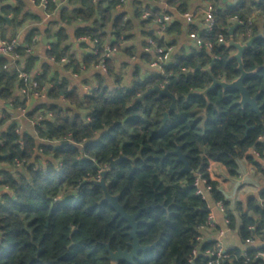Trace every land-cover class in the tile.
I'll return each instance as SVG.
<instances>
[{
    "label": "trees",
    "instance_id": "trees-1",
    "mask_svg": "<svg viewBox=\"0 0 264 264\" xmlns=\"http://www.w3.org/2000/svg\"><path fill=\"white\" fill-rule=\"evenodd\" d=\"M207 1L214 18L210 31L184 20L188 35H197L203 45L163 65V75L136 79L128 88L109 89L97 76V88L80 96L76 89L68 90L66 79H47L48 64L35 73L37 58L26 48L39 35L36 28L25 35V47L14 50L18 61H23L20 68L9 69L7 59L0 58V109L4 114L0 118V264H188L194 248L201 251L194 263H205L203 250L212 247L213 241L203 237L199 227L211 213L207 199L195 194L192 184L197 173L208 180L206 167L213 161L235 175L236 160L241 158L264 172L260 165L264 159V0H233L231 5ZM190 2L165 0L166 7L160 11L137 0L134 19H125L121 13L114 14L121 0H69L71 8L61 9L47 0L46 14L59 27L45 31L54 39L46 56L55 61L67 57L65 68L77 71L79 63L68 54L66 31L75 22L88 24L75 30V38L95 42L83 66H97L103 60L110 75L111 62L102 56L109 27L114 40L108 45L116 50L118 43L133 36L134 20L148 24L168 15L174 20L165 25V34L178 36L183 27L178 16L189 13ZM171 11L178 16L173 17ZM144 13L148 17L142 18ZM26 20L39 22L41 18L27 13L25 0H0V39L14 37ZM234 22H239L233 35L236 42L255 37L241 61L245 72L255 71L243 84L251 97L257 95L260 118L249 106L239 104L237 91L216 86L205 96L191 95L207 88L212 78L230 83L239 77L237 61L230 58L234 50L221 45L228 40L227 29ZM150 39L159 46L174 45V41L166 44L164 39ZM205 44L211 47L207 49ZM212 61L211 75L195 70ZM21 71L31 76L35 89L47 87L48 101L27 113L29 118L35 115V121L39 115L43 120L28 133H16L18 124L9 120L18 107H25L26 97L19 93L24 83L17 77ZM155 85H167L175 97V109L168 112L171 100L155 93L138 100ZM8 103L12 113L6 110ZM177 149L186 157L188 172L173 154ZM120 155L124 160L110 168V159ZM102 171L106 192L117 198L123 210L129 215L141 210L136 237L140 246L150 249L139 252L132 263L108 258L109 251L129 250L131 240L127 223L104 200L99 185ZM208 185L210 200L223 202L216 184L208 181ZM236 209L241 219V245L250 237L260 239L264 234V189L246 200L244 211L240 203ZM225 214L227 228L233 229L234 217L228 211ZM251 226L253 230L248 229ZM218 229L214 226L210 232ZM243 250L251 257L245 264H264L254 257L256 252H264L263 247L245 246L231 248V262L227 259L222 264L243 263Z\"/></svg>",
    "mask_w": 264,
    "mask_h": 264
},
{
    "label": "crops",
    "instance_id": "crops-1",
    "mask_svg": "<svg viewBox=\"0 0 264 264\" xmlns=\"http://www.w3.org/2000/svg\"><path fill=\"white\" fill-rule=\"evenodd\" d=\"M137 0H125L121 5H117L114 14L121 13L125 15V19H134V10L137 6ZM27 4V13L31 15H36L41 18L39 22L26 20L18 29H16V35L19 39L20 46L25 47L23 39L30 29L36 28L39 35L35 36L37 42H35L30 51L37 60L35 61V73L41 72L42 65L48 64L50 71L47 74V79H53L58 76V78H64L68 81V90L76 89L80 96L87 95L88 92L97 88L98 81L97 76L102 77V85L109 89H116L119 87H131L133 82L137 79L143 81L146 78L157 75V71L149 67V63L154 58V53L152 50H148V40L153 36L156 39H164L166 44L174 41L172 45V53L168 57V63H171L175 58L188 55L191 49H197L193 41L189 38L186 23L184 22L183 16H178L174 11H171L173 17L183 21L182 32L178 36L173 34H165V31L155 22L151 21L148 24H142L140 21L134 20V31L130 34L133 35L130 39L124 40L118 43L117 50L114 48L112 54L108 59L112 65V72L108 75V71H101L96 66H83L84 58L90 54L94 48L95 42L88 37L75 38V30L77 28L87 26L88 24H83L80 22H75L73 26L67 28V40L66 45L68 46V54L72 55L73 58L79 63L77 71H73L70 68H65V65L69 63V59L64 58L66 61L61 63L60 61H55L54 58H47L46 50L49 49L50 44L54 42L53 37H47L45 33L47 27L50 32H54L59 27L58 25H52V21H56L46 14V10H43L38 4L32 3V0H25ZM68 2V1H67ZM63 3L58 6L61 8H71L68 3ZM220 4L231 5L234 3L233 0H220ZM142 5L149 6L150 9L166 7L165 0L160 2H155L151 0H142ZM209 7L207 0H191L188 8V12L193 15L192 24L199 30L204 29L203 24V11ZM57 16L55 13L54 18ZM174 19H171L172 22ZM257 25L261 27V20L256 21ZM51 23V24H50ZM10 27V21L8 23ZM91 27V26H90ZM107 41L106 45L109 47V43L113 42L114 37L111 35V27L107 29ZM13 32H10L12 34ZM261 33L258 34L260 36ZM46 37L47 43L43 44L42 38ZM108 42V43H107ZM109 44V45H108ZM126 49L131 52L128 54ZM234 53V52H233ZM7 59V65L9 69L20 68L19 66L23 64L22 60H17L18 65L15 64V60L11 56H5ZM63 59V58H61ZM32 75V74H31ZM31 78V76H30ZM47 98L37 100L35 97H29L25 101V111L23 115L15 110L12 113L13 121L21 126V131L28 133L32 131L35 127V121L32 119L34 116L29 118L27 113L34 108L35 105L41 102H47ZM252 154V151H250ZM260 165L264 171V159L260 160ZM206 174L208 181L214 182L216 184V189L223 196L222 210L212 202L209 198L208 192H205L208 206L210 208V213L213 217L215 226L218 228H227L225 224L226 211H228L234 217V228H228V231L223 237V242L226 248L239 247L244 249L245 245H241L239 241L238 231L241 226L240 215L236 209L237 204H241L245 207L246 200L250 197L256 196L261 190L264 189V172L260 173L254 169L253 166L248 164L245 159L236 160V170L235 175H230L226 168L218 163L209 161L206 167ZM213 233L205 232L204 236L213 240ZM260 244L256 243V248Z\"/></svg>",
    "mask_w": 264,
    "mask_h": 264
},
{
    "label": "built area",
    "instance_id": "built-area-1",
    "mask_svg": "<svg viewBox=\"0 0 264 264\" xmlns=\"http://www.w3.org/2000/svg\"><path fill=\"white\" fill-rule=\"evenodd\" d=\"M67 1H69V0H52V2L56 6H59L63 3H66ZM124 1L125 0H121L122 3ZM32 3H35V0H32ZM38 5L43 10H45L46 5H47V0H39ZM146 17H148V14L144 13L142 18H146ZM183 17L187 23L192 22L193 17L191 14L185 13V14H183ZM170 20H171L170 16L162 14L159 19L155 20V22L161 27V29L164 30L165 25L168 22H170ZM251 20L252 19H249L248 23H250ZM234 23L238 24L239 22H234ZM203 24H204V28L206 31H210L214 26V18L212 16L210 7H208L207 9H205L203 11ZM188 36L193 41V43L195 44V47L197 49H199L203 45L200 42V40L198 39L197 35L190 33ZM32 41H33V43L37 42V38L34 37ZM148 45H149V47L147 49L152 50L154 55H155L154 58L152 59V61L149 63V67L155 69L157 71V75H163V65L167 64L168 57L172 53L173 47L172 46H159L156 43V41H154L153 39L148 40ZM19 46H20V42H19V39L17 36H14L12 38L0 39V58L5 57V56H11L13 60L17 61L19 59V56L14 52V50H15V48H17ZM205 46L207 47V49H209L211 47L210 44H205ZM26 51L29 52L30 48H26ZM112 52H113V48L106 46L102 56L104 58H108V57H110ZM65 61L66 60L64 58L60 60L61 63H64ZM96 67H98L101 71L106 72V67H105L103 60ZM17 77H18L19 81H22L24 83V86H20L19 93L21 95L25 96L26 97L25 99H27L29 97H35L37 100L45 99V97H46L45 92H47V87H43L40 90L35 89V84L31 81L30 76H28L26 73H24L22 71L18 73ZM90 92H88L87 95L90 94ZM11 108H12V104L8 103L6 110L8 112H10L9 109H11ZM16 110L19 111L22 115H23V112L25 111V109L21 108V107H18ZM10 113H12V112H10ZM1 117H4V114L2 113V110L0 109V118ZM10 119L11 120L13 119L12 115L9 118V120ZM36 120L41 121V120H43V117L39 115V116H37ZM37 121H35V124L37 123ZM14 131L16 133H20L21 132V126L17 125V127L15 128ZM251 151H252V154H256L255 151H253V150H251ZM15 165L18 166L19 164L17 162H15ZM192 185L195 188V194L197 196H199L201 199L206 201L207 198H206L205 192H208L209 189L211 188L208 185V180L206 178H204L201 173H197ZM215 203L221 210L223 209L221 201H217ZM225 224H226V226L228 225L227 219L225 220ZM214 226H215V224L213 221V217L210 214L208 216L205 224H203L199 227V230L202 231L203 237H204V233L205 232L210 233V231L213 230ZM248 229L253 230L254 228H253V226H251V227H248ZM227 231H228V228H219L218 230H216L213 233L214 238L212 240L213 241L212 247H207L206 249L203 250V253H202L203 256L206 258L204 264H222L227 259L230 260L231 255L229 254V251L231 248H226L224 245V242H223V237L225 236V233ZM197 240L202 241V237H199ZM209 240H211V239L209 238ZM257 242L260 244L258 247L264 248V234L260 239H255L254 237H250V238L246 239L245 240V247L256 248ZM199 252H201L199 250V248H194L192 250V257L188 260V264H195L194 259L197 257ZM240 257L243 260V263H239V264H245V263L249 262L251 259V257L247 255L246 250L242 251ZM254 257L264 260V252H262V251L256 252ZM230 262H231V260H230Z\"/></svg>",
    "mask_w": 264,
    "mask_h": 264
},
{
    "label": "water",
    "instance_id": "water-1",
    "mask_svg": "<svg viewBox=\"0 0 264 264\" xmlns=\"http://www.w3.org/2000/svg\"><path fill=\"white\" fill-rule=\"evenodd\" d=\"M7 23H9V19L6 18ZM238 24L237 23H233L232 25H230L227 29V35H228V40L225 42H221V45L226 46L227 48H231L234 50V53L231 55L230 58L235 59L237 61V68L240 72V75L238 78H236L235 80H233L230 83H227L225 81H217L214 78H212V82L211 84L205 88L203 91L198 92V93H192V96H197V95H202L205 96L210 90H212L214 87L216 86H220L223 90H233V91H237L239 96H240V100H239V104L242 107L245 106H249L257 115V117H261L260 116V112H259V107L257 105V95L251 97L247 91V88L244 86L243 82L244 80L253 75L255 73V71H251V72H245L243 70V66H242V61H241V57L243 55V52L251 46V44L253 43L255 37H251L247 42L245 43H241V42H236L234 40V31L237 28ZM42 42L43 44L47 43V39L44 36L42 38ZM213 65V61L211 62V64L206 67V68H201L200 66H197V68L195 70H200L203 73H207L208 75H211V67ZM155 93L157 96H166L171 100V104L169 106L168 112L172 111L173 109H175V97L169 93L167 85H164L163 87H160L158 85H155L154 87L148 88L140 97L138 100L142 101L146 96ZM167 119V113H164L163 115V121H165ZM175 156H177V160L179 162H181L184 165L183 170L184 171H189V167L187 165L186 162V157L185 155L181 154V152L179 151V149H177L174 153ZM121 160H124V157L122 155H120L117 159L112 160L110 159L109 161V167L110 168H114L115 165L120 162ZM103 176H104V172H101V179L99 181V185L100 187L103 189L104 191V200L109 204V206L111 208L114 209L115 211V216L119 217L121 220L125 221L127 223V227L130 228V232H129V238L131 240V242L129 243V250L128 249H118L116 252H111L109 251V256L108 258L114 262L117 261H126L128 263H132L133 259L136 257V255L141 252V251H146L149 250L150 247H142L139 245V242L137 240L136 237V232H137V225H138V217L141 213V210L137 211L134 214H127L124 210L123 207L118 203L117 198L116 197H112L110 196L105 189V185H104V181H103Z\"/></svg>",
    "mask_w": 264,
    "mask_h": 264
},
{
    "label": "rangeland",
    "instance_id": "rangeland-1",
    "mask_svg": "<svg viewBox=\"0 0 264 264\" xmlns=\"http://www.w3.org/2000/svg\"><path fill=\"white\" fill-rule=\"evenodd\" d=\"M8 38V37H7ZM114 49V48H113ZM168 61V60H167Z\"/></svg>",
    "mask_w": 264,
    "mask_h": 264
}]
</instances>
